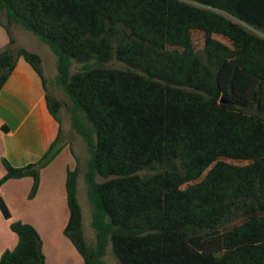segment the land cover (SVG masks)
I'll use <instances>...</instances> for the list:
<instances>
[{
    "label": "trees",
    "instance_id": "trees-1",
    "mask_svg": "<svg viewBox=\"0 0 264 264\" xmlns=\"http://www.w3.org/2000/svg\"><path fill=\"white\" fill-rule=\"evenodd\" d=\"M0 9V91L22 58L59 127L36 162L1 160L0 187L31 178L32 199L62 149V103L40 56L17 45L16 25L54 54L55 84L89 155L94 245L77 165L65 177L63 234L83 264H106L108 247L116 264H264V0H0ZM0 214L17 238L0 264H46L38 232L11 220L1 195Z\"/></svg>",
    "mask_w": 264,
    "mask_h": 264
},
{
    "label": "rangeland",
    "instance_id": "rangeland-1",
    "mask_svg": "<svg viewBox=\"0 0 264 264\" xmlns=\"http://www.w3.org/2000/svg\"><path fill=\"white\" fill-rule=\"evenodd\" d=\"M0 19L6 21L1 9ZM15 26H13V32L15 30V35H17V39L21 45H24L27 48L26 50H29L30 52L42 57L45 66L48 93L62 103L58 113L61 126L60 144L62 145V149L56 158L51 161L50 164H48L49 167L40 170V173H43L41 178L44 185L42 201L37 203L33 208H31L33 206L31 201L33 200H28L30 199L28 196L32 187V179L25 177V179L27 178L29 180L31 185L30 188L25 192L26 194L24 204L22 199L20 204L16 207V210L12 212V221H21L28 224L34 223L35 226H37L35 229H37L36 231L42 240V252L44 254L46 264H80L81 257L63 234L64 227L68 220V208L65 199L64 180L66 177L65 171L67 169L73 170L77 165V199L82 212V229L87 243L90 246L94 245L95 233L91 225L92 205L90 204L87 197V186L84 178L85 172L87 170L89 155L83 140L76 133L72 126L70 113L68 110L71 102L63 93V91L55 84L56 58L54 54L39 37L20 26ZM0 28L2 27L0 26ZM214 38L223 44L230 46L229 42L224 38L220 36H214ZM192 42L196 51L202 50L203 34L200 32H193ZM113 65L115 67H121V64L118 63H114ZM79 68V65L73 63L70 71L73 74L78 71ZM42 126L44 127V134L41 139L38 152L39 154L43 151L42 149L48 145V142L46 143L48 139L47 124L44 125V123H42ZM46 149L47 147L43 152H45ZM34 153L35 151L33 150V153L31 152L30 157L37 160L38 158H34ZM42 155L43 153L40 154V157ZM233 163L238 165L244 164L236 162ZM2 170H4L3 166ZM96 180L100 181L99 178ZM4 232L6 233L5 235ZM0 235H2V237L4 235L3 240L6 242L5 250H12L17 243V238L16 235L10 231L9 222L5 221L1 214ZM104 260L106 264H116V261L111 255L110 247L107 248Z\"/></svg>",
    "mask_w": 264,
    "mask_h": 264
},
{
    "label": "crops",
    "instance_id": "crops-1",
    "mask_svg": "<svg viewBox=\"0 0 264 264\" xmlns=\"http://www.w3.org/2000/svg\"><path fill=\"white\" fill-rule=\"evenodd\" d=\"M14 36L18 46L27 49L18 41L17 35H15V30ZM6 43L7 35L4 30L0 28V50L6 45ZM40 58L42 61L43 75L47 81L44 61L41 56ZM42 123H44V125L47 124L48 132V139L46 141V143L48 142V145L42 149L44 151L46 147L48 149L50 144L56 138L59 128L58 123L48 112L45 101V92L40 78L22 58H19L10 77L0 91V177L4 174L1 163L2 159H6L14 167H23L30 162H36L39 159L40 154L45 153L43 151L40 154L38 153L41 139L44 134ZM2 126H5L7 130H3ZM33 150L35 151L34 158H38L37 160L30 157ZM42 174L43 173L41 172L36 195L32 199H28L33 200L31 201L33 204L31 208L35 207L37 203L42 201V193L44 189L41 178ZM30 185L31 183L29 180L23 178L8 180L0 187V195L10 214L16 210V207L20 204L22 199L24 204L25 192L30 188ZM11 217H13V215H11ZM30 224L34 228H37L34 223ZM5 234L6 233L4 232V235ZM4 235L3 237L0 235V255L5 250L6 242L3 240ZM80 259V264H83L82 258Z\"/></svg>",
    "mask_w": 264,
    "mask_h": 264
}]
</instances>
